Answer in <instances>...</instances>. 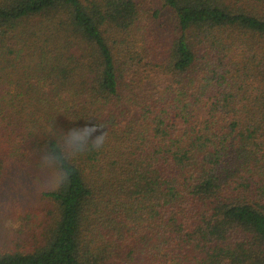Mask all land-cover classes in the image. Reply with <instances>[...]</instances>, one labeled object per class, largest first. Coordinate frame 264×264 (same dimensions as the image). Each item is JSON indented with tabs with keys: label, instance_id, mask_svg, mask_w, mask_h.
Here are the masks:
<instances>
[{
	"label": "trees",
	"instance_id": "16d2710c",
	"mask_svg": "<svg viewBox=\"0 0 264 264\" xmlns=\"http://www.w3.org/2000/svg\"><path fill=\"white\" fill-rule=\"evenodd\" d=\"M158 1L0 0V264H264V0Z\"/></svg>",
	"mask_w": 264,
	"mask_h": 264
},
{
	"label": "rangeland",
	"instance_id": "374dc122",
	"mask_svg": "<svg viewBox=\"0 0 264 264\" xmlns=\"http://www.w3.org/2000/svg\"><path fill=\"white\" fill-rule=\"evenodd\" d=\"M140 6L144 10H155L159 9V16L155 17L151 21L155 22H164L169 26V23H171V10L167 7H164L161 2L158 0H139ZM149 22V21H148ZM172 26V25H171ZM149 32H151V29H149ZM10 170V169H8ZM11 172V171H10ZM8 177V176H7ZM11 177V175L9 176ZM36 182V178H35ZM8 183V180L6 179L5 184ZM6 199V194L4 192L0 193V248L1 247H9L13 248L14 244H19L18 247H24L23 239L26 240H32V237L35 236L38 237V235H34L38 233L39 229L42 228L46 223H49L53 217V214L55 213L54 207L52 204L45 203L43 205L44 207H49V210L47 213L41 215V212L36 216H30L23 219L17 218L16 220H13L9 217V212L7 211L9 208L5 204L4 200ZM30 199V198H29ZM34 199L30 200L28 203L30 206H32ZM40 204L37 203L36 206H39ZM32 227H36L33 232H30V229ZM22 245V246H21ZM11 246V247H10ZM26 249H29L31 247H25Z\"/></svg>",
	"mask_w": 264,
	"mask_h": 264
},
{
	"label": "clouds",
	"instance_id": "9594fccd",
	"mask_svg": "<svg viewBox=\"0 0 264 264\" xmlns=\"http://www.w3.org/2000/svg\"><path fill=\"white\" fill-rule=\"evenodd\" d=\"M57 148L58 152L56 154H50L46 157L47 165L55 170V183H59L64 178V172L59 168V161L61 159L70 162L74 161L82 153L94 150L96 145L88 142L82 129L75 128L66 136L59 138Z\"/></svg>",
	"mask_w": 264,
	"mask_h": 264
}]
</instances>
